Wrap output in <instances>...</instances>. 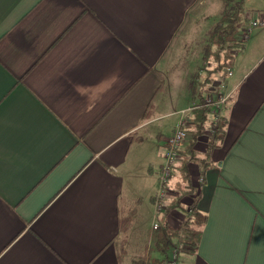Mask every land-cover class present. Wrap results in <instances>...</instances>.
<instances>
[{
    "label": "crops",
    "instance_id": "obj_1",
    "mask_svg": "<svg viewBox=\"0 0 264 264\" xmlns=\"http://www.w3.org/2000/svg\"><path fill=\"white\" fill-rule=\"evenodd\" d=\"M210 10L207 0H0V264H135L153 221L141 250L129 249L149 206L153 220L166 139L192 105L178 67L193 62L190 36ZM257 28L218 91L230 93L223 137L196 141L209 150L202 176L188 167L194 184L203 178L206 222L177 264H264ZM184 212L168 223L179 227Z\"/></svg>",
    "mask_w": 264,
    "mask_h": 264
},
{
    "label": "trees",
    "instance_id": "obj_2",
    "mask_svg": "<svg viewBox=\"0 0 264 264\" xmlns=\"http://www.w3.org/2000/svg\"><path fill=\"white\" fill-rule=\"evenodd\" d=\"M244 0H224V9L218 21L209 30L208 43L203 47L204 78L198 81L199 76L194 75L189 83L192 104L196 108L191 111V118L187 128V142L179 150L180 162L177 166L179 179L173 185L172 200L160 213L158 230L151 229L144 253L140 255L135 264H165L169 250L179 244L181 252H193L199 244L201 229L206 222V215L197 209L200 199V185L191 180L189 165L196 164L199 175H203L208 167L209 150L201 154L195 149L196 141L206 134L209 109L204 105V97L212 95L211 85L216 76L223 77L225 71L232 68L238 54L243 50V41L236 38L240 28L247 25L251 18L243 14L242 2ZM209 60L213 62L211 68L205 66ZM205 66V67H204ZM224 121L221 118L215 134L218 140L223 135ZM210 141V137H207ZM186 201V204H185ZM176 209L185 211V218L179 227L173 228L167 220V215ZM132 219L125 221V229L130 226ZM124 254V250L121 253Z\"/></svg>",
    "mask_w": 264,
    "mask_h": 264
},
{
    "label": "built area",
    "instance_id": "obj_3",
    "mask_svg": "<svg viewBox=\"0 0 264 264\" xmlns=\"http://www.w3.org/2000/svg\"><path fill=\"white\" fill-rule=\"evenodd\" d=\"M264 25V15H260L251 20L248 23V26L245 28L244 36L242 39L247 37V33L250 32L253 28ZM226 77H230L233 73L232 68L226 69ZM224 78V79H225ZM222 86V85H221ZM229 92H218L216 96L213 97H204V105L209 109L208 121H207V130L206 137H215L219 123L222 118V112L225 106V103L229 99ZM196 108V105H190L188 108L180 111V117L176 126L174 127L170 136L166 139L163 162L160 166L158 176H157V189L153 196V230H158L160 228L159 217L161 211L166 206L167 200L172 197V181L175 176V167L180 161L179 150L182 147L184 140L187 136L188 122L191 118L192 109ZM203 181L202 177H198L197 184L200 185ZM181 254L179 244L173 246L170 249V255L168 257L169 264H177L179 256Z\"/></svg>",
    "mask_w": 264,
    "mask_h": 264
},
{
    "label": "rangeland",
    "instance_id": "obj_4",
    "mask_svg": "<svg viewBox=\"0 0 264 264\" xmlns=\"http://www.w3.org/2000/svg\"><path fill=\"white\" fill-rule=\"evenodd\" d=\"M207 2L209 3V5L211 7V10L209 11V14L207 15L208 18L203 19L202 22H200L197 26H195V29H194L195 31L191 34L190 40H189L190 41V44L188 45L189 51H187L188 56H189L188 58H190V60H192L193 62L188 66H184V63H183V65H180V67H178V68H181V69L186 71V74H187V77H189V80L193 79L194 75H196V74L199 76L198 81H201L204 78V72L205 71L202 67V65H203V60H202L203 47H204V44L208 43L209 30L213 28L215 23L218 21L220 15H221V12L224 9V0H207ZM242 8H243L242 11H243V14L245 17H247V18L257 17L259 14L264 12V0H244L242 2ZM247 26H248V24L243 26L242 28H240V31L236 35V38L238 40H244V39H242V36L244 35V33H245L244 30ZM258 27H260V26H258ZM255 28H257V27H255ZM255 28H253V29H255ZM263 29H264V27L256 29L257 32L262 33V35H261L262 38H264V30ZM240 32H242V35L240 34ZM249 33L250 32H248L247 35ZM179 61H182V60L180 59ZM212 65H213V62L211 60H209L208 63H205V66L208 68H211ZM224 78H225V76L223 77V79H221V77H219V76H216L213 84L210 86L212 95H206V96H208V97L216 96L218 91H220L219 89H221V84L224 83V80H225ZM214 85L217 87L216 89L214 88L215 87ZM151 209H152V207L149 206L147 209H144L142 211L141 217L138 220L139 225H136L137 230L140 232H137V231L135 232V237H136L137 241H135V246H132L129 249V250H133L130 252V254L137 253V251L139 250V246H140V250H141V244H142V242H141L142 233L141 232H142V230L145 231L147 226H149L153 221L151 218ZM179 214H180V212H179ZM182 218H183V216H182ZM177 220H178V218H177ZM136 228H134V230H136ZM150 243L151 242L149 241L148 244L150 245ZM137 258L138 257H136V259Z\"/></svg>",
    "mask_w": 264,
    "mask_h": 264
}]
</instances>
